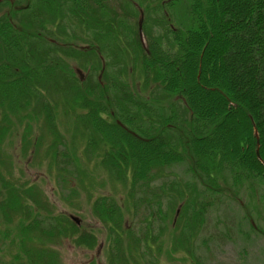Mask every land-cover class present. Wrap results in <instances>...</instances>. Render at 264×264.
Masks as SVG:
<instances>
[{
	"label": "trees",
	"instance_id": "trees-1",
	"mask_svg": "<svg viewBox=\"0 0 264 264\" xmlns=\"http://www.w3.org/2000/svg\"><path fill=\"white\" fill-rule=\"evenodd\" d=\"M114 1L117 8L110 5ZM135 2L149 16L160 6L156 0H14L17 24L0 17V111L18 116L21 123L26 118L21 116L34 105L37 115L51 109L47 96L60 97L65 113L83 112L73 142H78L81 126L85 150L102 152L101 164L108 173L130 177L128 207L134 214L143 210L135 224L129 220L124 225L122 208L114 201L95 202L94 216L108 232L109 264H139L133 257L148 251L140 249L139 238L145 239L146 248L158 246L162 252L165 227L158 224L166 223L167 214L161 216L155 208L161 201L155 190L149 191V176L155 169L160 173L182 164L189 155L192 173L204 176L200 182L205 190L199 194L195 186L185 184L175 192L174 198L185 202L174 224L175 237L185 249L175 248L173 237L170 251H182L187 261L191 240L202 230L207 211L216 207L221 184L235 189L243 183L255 186L259 213L264 212V0H190L188 27L174 28L169 19L163 20L164 33L149 36L146 51L135 33ZM6 4L11 5L5 2L0 8ZM78 29L88 45L97 46L105 73L112 69L107 93L113 113L129 131L111 123L109 111L90 101L93 96L104 99L105 91L97 83L87 82L82 89L59 68V45L74 43ZM136 74L142 81L129 84L127 78ZM164 103L170 115H161ZM179 129L186 131L187 139ZM135 192L142 198L135 199ZM6 203L16 206L12 199ZM221 221L211 230L214 242L229 228ZM91 241L86 235L82 245L91 247Z\"/></svg>",
	"mask_w": 264,
	"mask_h": 264
},
{
	"label": "rangeland",
	"instance_id": "rangeland-1",
	"mask_svg": "<svg viewBox=\"0 0 264 264\" xmlns=\"http://www.w3.org/2000/svg\"><path fill=\"white\" fill-rule=\"evenodd\" d=\"M156 1H159V10L155 13L152 12L150 16L140 7L143 11L142 36L139 37L137 30L135 33L144 46L149 36L164 33L163 20L169 19V23L176 28H186L189 25L190 0ZM162 1L163 5H161ZM116 3L114 1L110 5L117 8ZM14 4L3 5L0 8V17L8 18L16 25V18L12 15L13 9H15ZM134 5L136 6L137 3L135 2ZM135 8L137 9V7ZM138 20L139 12L134 23L136 29ZM220 32L225 33L223 30ZM86 40H88L87 37L79 30L78 39L74 43L68 42L59 47V68L69 73L72 83L81 86L82 89L84 85L87 86V82L92 86L97 83L105 91L104 99L103 101L99 99V101L96 96H93L90 101L95 103L99 110L113 112L111 95H108L106 87V81L111 79L112 69L107 70L105 73L97 46H88ZM137 76H129L127 82L138 85L139 79ZM139 78L141 79L140 76ZM238 80L241 81V78L238 77ZM140 95L145 98L148 93L141 92ZM160 96L161 94H157L155 97L162 104L163 99ZM48 101L52 112L49 122L44 116L47 112L39 115L40 117L30 112L29 117L20 123L18 116L5 115L4 113L7 112L0 111V203L5 199L7 201L11 195L16 198V206L7 216L5 215V209L0 208V233L3 235V239L0 238V264H9L13 256H17L16 254L20 251L19 248H16L14 241L19 232V220L17 218L22 213L20 206L24 207L25 211V207L30 211L34 205L43 206L46 202L49 205L48 210L52 213H63L65 224L68 223L66 219L72 217L79 221V225H81L76 230L93 239L91 247L83 248L74 244L77 242L69 241L67 237H63L61 243L55 246V249L60 251V263L107 264L105 243L108 239V232H105L102 228L103 225H100L98 219L93 215L92 203L96 199L104 197L107 204H111L113 200L117 204L126 206L127 202L123 198L126 187L120 186L113 179V181L110 180L103 166L94 164L92 158L84 159L83 154L86 152L82 149L76 151V156H72L78 147V142L69 141L74 128L76 132V125L72 124L74 118L63 116L62 108L58 107L63 105L60 97L57 99V110H53V97L48 96ZM177 106L181 107L179 104ZM163 107L165 109L161 112V115H165L166 112L170 115L171 108L168 104L164 103ZM25 116L27 115L21 117ZM108 118L110 121L116 120L115 117ZM231 128L233 130V126L230 125ZM178 134L186 139L188 137L186 131L181 129L178 130ZM63 138L67 141H64ZM97 141L95 139V142ZM63 151L68 152L70 160L66 158V155L63 156ZM55 154H58V160H55L57 164L52 165L51 159L55 157ZM80 172L84 174L81 180ZM192 172V161L190 156L186 155L182 164L164 168L160 173L149 176V191L155 190L158 195L157 199L159 198L158 200L161 201L160 208H155L161 212V216H163V212L166 213L167 218L165 224L162 221L158 224V228L165 227L162 252L158 251V246L151 249L147 248L149 252L143 251L141 253L140 251L142 264L145 263L144 259L150 260L148 264H264V212L259 213V196L253 192L255 186L252 187L249 183L241 184L238 189L221 184L217 194L216 207L207 211L208 215H205V219L203 217L202 230H197L195 237L191 240L190 252L192 254L188 256L189 262L179 259L183 258L184 253L182 251H179L180 254L176 253L179 258L174 257L172 252L168 253L172 248L171 242L173 240L171 239L173 237L175 248L185 249V243L181 242L180 238L175 237L176 229L174 225L180 212L178 211L176 215L177 210L180 207L182 209L185 202H182L180 197L175 199V192H179L185 184L195 186V190L199 194L201 190H205L203 183L200 182L201 179L202 181L205 180L204 176L198 171L195 172V175ZM115 176L123 178L122 175L113 173L112 177L115 178ZM124 180L128 184L129 181L125 178ZM10 185L16 188V192L10 193L11 190H14ZM31 185L34 191L28 192L27 188ZM39 190L42 191L43 195ZM144 195L147 198H152L151 194ZM138 198L140 199L142 196L138 194L136 199ZM141 210L138 208V213L132 216L123 210L124 225L128 219L132 220V224H135V220L141 217L140 212L143 211ZM219 219L222 220L221 225H226L229 228L224 230L222 228L223 231L219 233L218 239L214 242L211 240V230ZM135 235H137V232H135ZM139 239L142 242L140 249L143 246L146 249L145 239ZM45 240L40 234H24L21 243L24 251L28 250L27 246L33 248L30 249L32 251L31 255L25 258L40 257V259H48L50 254L46 250L48 246ZM42 243L45 244L42 246ZM151 251L152 254H150ZM139 255L138 259L133 257V262L141 263ZM148 255L149 257L152 256L149 260ZM161 256L162 258H160ZM92 257H94L93 260ZM171 258H174V260H170ZM40 259L37 263L31 264H42ZM156 259L158 260L156 261ZM111 262L113 263L112 259Z\"/></svg>",
	"mask_w": 264,
	"mask_h": 264
},
{
	"label": "water",
	"instance_id": "water-1",
	"mask_svg": "<svg viewBox=\"0 0 264 264\" xmlns=\"http://www.w3.org/2000/svg\"><path fill=\"white\" fill-rule=\"evenodd\" d=\"M4 1V0H0V3ZM255 136H256V139H257V133L255 132ZM257 143H258V140H257ZM256 157L258 160H260V157H259V154H258V151L256 152Z\"/></svg>",
	"mask_w": 264,
	"mask_h": 264
}]
</instances>
